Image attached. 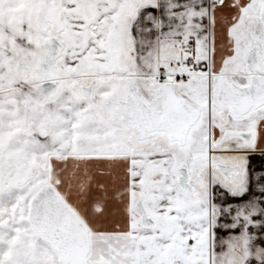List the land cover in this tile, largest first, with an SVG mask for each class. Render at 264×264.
I'll return each mask as SVG.
<instances>
[{
  "label": "snow or ice",
  "instance_id": "1",
  "mask_svg": "<svg viewBox=\"0 0 264 264\" xmlns=\"http://www.w3.org/2000/svg\"><path fill=\"white\" fill-rule=\"evenodd\" d=\"M0 264H264V0H0Z\"/></svg>",
  "mask_w": 264,
  "mask_h": 264
}]
</instances>
